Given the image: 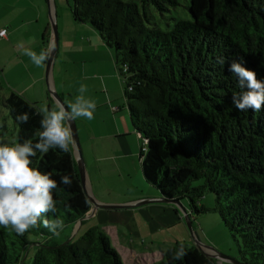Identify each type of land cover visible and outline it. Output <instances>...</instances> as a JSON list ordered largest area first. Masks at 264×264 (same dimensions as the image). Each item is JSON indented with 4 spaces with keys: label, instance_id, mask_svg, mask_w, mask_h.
I'll return each instance as SVG.
<instances>
[{
    "label": "trees",
    "instance_id": "trees-1",
    "mask_svg": "<svg viewBox=\"0 0 264 264\" xmlns=\"http://www.w3.org/2000/svg\"><path fill=\"white\" fill-rule=\"evenodd\" d=\"M74 20L89 23L115 50L117 70L126 84L133 127L147 140L142 168L146 181L166 200H189L191 222L209 209L199 204L215 194L214 210L240 243L243 264H264V110L238 111L232 97L242 90L229 71L243 57L246 68L264 79V0H190V19L168 30L152 24L150 7L160 12L177 0H72ZM218 56L226 58L223 66ZM1 87V86H0ZM17 124L16 142L38 141L41 116L20 93L3 99ZM27 114V123L17 117ZM33 167L70 186L54 192L65 226L91 209L73 151L37 153ZM194 181H201L195 185ZM53 235L43 225L24 235L0 227V264H20L31 245V264H124L110 236L99 225L77 240L49 245L31 236ZM185 255L173 259L178 251ZM155 264H218L196 245L176 242Z\"/></svg>",
    "mask_w": 264,
    "mask_h": 264
},
{
    "label": "crops",
    "instance_id": "crops-1",
    "mask_svg": "<svg viewBox=\"0 0 264 264\" xmlns=\"http://www.w3.org/2000/svg\"><path fill=\"white\" fill-rule=\"evenodd\" d=\"M55 7L58 10L57 0H0V20H3L0 29H7L6 36H0V66L10 85V93H47V62L42 68L35 66L23 54V49L29 48L38 54L49 50L46 37L49 25L41 22L43 18L48 20L47 11L51 19L54 17ZM86 35L90 39H81L82 43L76 47V44L73 47L65 42L61 44L58 35L59 45L47 78L49 89L56 87L66 105L79 95L81 84L88 87L86 97L96 102L92 120L78 118L75 122L86 169L85 191L99 206L91 205L88 217L75 223L73 237L95 214L100 217L92 226L103 227L110 236L107 221L113 219L116 224L111 234L121 242L123 250H117L122 260L127 254L132 264H155L162 260L164 251L174 241L185 239V235L178 233L184 217L172 203L150 201L135 205L145 200H157L161 194L145 179L139 147L143 138L133 127L128 108L120 106L114 110L115 103L121 104L124 97L123 93H112L106 80L115 78V55L88 26L82 29V36ZM54 45L53 34L52 49ZM99 51L103 53L90 58L89 53ZM101 65L107 68L103 70ZM93 79L98 81V86L91 83ZM72 151L78 158L79 150ZM203 247L206 253L207 250L215 252Z\"/></svg>",
    "mask_w": 264,
    "mask_h": 264
},
{
    "label": "clouds",
    "instance_id": "clouds-1",
    "mask_svg": "<svg viewBox=\"0 0 264 264\" xmlns=\"http://www.w3.org/2000/svg\"><path fill=\"white\" fill-rule=\"evenodd\" d=\"M54 51V47L52 49ZM31 62L37 67H44L50 59L51 51L42 50L39 54L32 49H23ZM216 62L223 66L226 58L218 56ZM229 71L235 75L238 86L242 90L232 97L233 105L238 111L260 112L264 110V79L257 73L246 68L243 57L232 59ZM79 95L74 102L57 103L51 110L45 102L34 106L36 114L41 116L37 133L38 141L26 140L19 142H0V227L8 228L17 235L39 228L41 224L53 235H60L65 224L60 218L49 219V214L57 211L55 190L61 185L70 186L69 176H62L60 181L52 178L51 173L33 167L32 158L37 153L47 154L52 149L70 153L75 145L72 122L78 118L92 120L96 102L86 97L87 85L81 84ZM21 123H27L28 116L17 117ZM185 253L181 250L174 254L173 259L180 260Z\"/></svg>",
    "mask_w": 264,
    "mask_h": 264
},
{
    "label": "rangeland",
    "instance_id": "rangeland-1",
    "mask_svg": "<svg viewBox=\"0 0 264 264\" xmlns=\"http://www.w3.org/2000/svg\"><path fill=\"white\" fill-rule=\"evenodd\" d=\"M125 1H135L139 3L140 8L142 6V0H125ZM57 4H58V10H56V7H55V10H54L55 15L53 18L57 25L59 38L61 36V44L64 45V42H65L66 44H69L70 47H73L74 44H76L75 45L76 47L78 43H82L81 39L85 38L88 41L90 37H87V35L84 37L82 36V29L85 26H88L90 27V29H93L96 35L99 37V39L103 42L100 34L97 32V30L94 29V27L92 28V26L89 23H83V22H78L74 20L73 15H72V10H71V6L73 5L72 0H57ZM189 5H190V0H177L176 5L170 6L169 9L164 12H160L157 9H155L153 6H151L150 14L151 16H153V18H151L153 23L148 24V25L149 26L155 25V26L162 28L163 30H168L169 26L171 27L176 20L191 18V14L189 11ZM47 14H48V20L46 18H43L42 19L43 22H41V24L44 25L48 22L49 31L46 37L49 42L48 49L51 51L52 49L51 40L54 34V28L52 25L53 20L49 16L48 11H47ZM2 22L3 20H0V23ZM58 45H59V42H58ZM106 47L108 46L106 45ZM110 49L113 51L115 55V50L112 48ZM102 53H103L102 51L97 52V54H95L94 52H91L89 53V56L90 58H93L96 55H101ZM101 67H104L103 70L107 68L105 65H101ZM1 68L3 67L0 66V86H1L0 87V142L11 143V142H16L18 127L13 117L11 116L9 109L3 103V99L9 96L10 94V85L7 82V80L4 79ZM93 72H95L94 69H93ZM106 80L109 84V88L111 89L112 93H123L124 95V97L122 98L123 100L121 104L115 103L117 107L122 106V109H127L126 101H125L126 84H125L123 77L118 72V70H116L115 78H109ZM91 83H93L95 87L99 85L98 81H96L95 79H93V81L91 80ZM45 85H46L47 93H41L39 91L37 93H21V94L25 96L28 100L30 98V101L32 100L31 102H37V106L42 105L46 102L47 106L51 110L59 102L57 101V98L54 96V94L51 92V89H49V85H48V81L46 77H45ZM53 90L56 92V95H58V97L63 101L56 87H54ZM142 143L143 142L140 139V146H139L140 148L142 147L141 146ZM73 149H75L74 146H73ZM75 158H76V161H78L77 155H75ZM85 174H86V169H85ZM200 183L201 181H194L195 185L200 184ZM90 197L92 198L91 195ZM215 197L216 196L214 193L206 192L204 196L199 200V204L205 205L209 210L205 213H202L196 216V219L192 221V227H193L192 232L187 225L186 216H185V213L183 212V207H184L189 213L190 211L189 200L183 199L181 201L182 205L181 206L177 205L178 210L181 212L182 216L184 217L183 221H181V224L183 226L181 225L180 230L176 227V229L179 230L178 233H180L181 236L185 235V239L184 240L181 239L180 243H185L188 246L196 245L197 247H200L202 249L204 248L203 246H206V247L211 248L215 252L227 257V259H224V258L213 256V258L217 260L218 264H240V261H241L240 243L238 242L237 239L233 237L229 229L225 226L224 222L222 221L220 217V214L214 210L215 203H216ZM91 200L94 203H96L94 198H92ZM91 205L95 207V204H93L92 202H91ZM99 217H100L99 215L95 214L91 218H88L85 225L82 227L80 231H78V233L74 237L73 235L75 233V230H74L75 224L65 226L63 231L60 233V235H51V236L50 235H45V236H33L32 235L31 239L33 241H40V242L42 241L45 244H49V245H57V244L64 243L66 241L77 240L81 235H83L88 230V228L92 226L94 222H96L99 219ZM107 223H109L108 226H110L109 234H110L112 245L116 249L118 248V250L119 249L123 250L121 247V242L116 239V236L111 234L113 233L112 231L116 224L115 221L111 219L109 222L107 221ZM104 227L106 226L104 225ZM183 227H184V230H182ZM174 242L176 243V241ZM36 250H37V245L36 244L31 245L25 251L23 255V259L20 264H31L34 258V255L36 253ZM207 252L210 254H215V252L213 251L207 250ZM123 261L125 264H132L127 254L123 258Z\"/></svg>",
    "mask_w": 264,
    "mask_h": 264
},
{
    "label": "water",
    "instance_id": "water-1",
    "mask_svg": "<svg viewBox=\"0 0 264 264\" xmlns=\"http://www.w3.org/2000/svg\"><path fill=\"white\" fill-rule=\"evenodd\" d=\"M52 20H53L52 25H53V28H54V35H55V45H54V51L51 49V56H50V59L47 61V65H46V78H48L50 76V73H51V70H52V64H53L54 57H55V53L57 51V46H58V29H57V25H56V23L54 21V18H52ZM51 92L57 98V101L59 103H63V101L58 97V95H56V92L53 89H51ZM72 129H73L74 138H75V142H76L75 145H74V147L79 150V152H78L79 157L77 158L78 159L77 164H78V167H79L80 179H81V182H82V185H83L84 190H86V187H85V167H84V160H83V156H82L80 137H79V133H78V129H77V125H76V122L75 121L72 122ZM87 196H88V198L90 200L92 199L88 194H87ZM150 201H152V202L157 201V202H164V203H172V204H176V205H180V206L182 205L181 202L178 201V200H166V199H163V198H159L157 200H145V201H142L140 203H136L135 205L149 203ZM91 202L93 204H95V206L98 205V204L94 203L92 200H91ZM133 205L134 204H132L130 206H133ZM183 212L185 213V216H186L187 225H188L189 229L192 232L193 231V227H192L191 217L189 216L187 210L184 207H183ZM86 217H88V215H86L84 218H86ZM82 220H83V218H82ZM206 254L209 255V256H211V257L216 256V257H220V258L227 259V257H225L224 255L219 254L217 252H216V255L215 254H209V253H206ZM240 264H243V263L240 261Z\"/></svg>",
    "mask_w": 264,
    "mask_h": 264
},
{
    "label": "built area",
    "instance_id": "built-area-1",
    "mask_svg": "<svg viewBox=\"0 0 264 264\" xmlns=\"http://www.w3.org/2000/svg\"><path fill=\"white\" fill-rule=\"evenodd\" d=\"M6 34H7V29L6 28L0 29V36L4 37V36H6ZM118 109H119V107H114V110H118ZM146 148H147V140L143 139L141 152H145Z\"/></svg>",
    "mask_w": 264,
    "mask_h": 264
}]
</instances>
